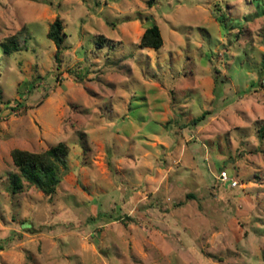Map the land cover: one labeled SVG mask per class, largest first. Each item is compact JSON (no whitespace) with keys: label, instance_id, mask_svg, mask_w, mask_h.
<instances>
[{"label":"rangeland","instance_id":"374dc122","mask_svg":"<svg viewBox=\"0 0 264 264\" xmlns=\"http://www.w3.org/2000/svg\"><path fill=\"white\" fill-rule=\"evenodd\" d=\"M152 25L163 46L142 49ZM60 143L56 194H12V151ZM0 249V264H264V0H0Z\"/></svg>","mask_w":264,"mask_h":264},{"label":"trees","instance_id":"16d2710c","mask_svg":"<svg viewBox=\"0 0 264 264\" xmlns=\"http://www.w3.org/2000/svg\"><path fill=\"white\" fill-rule=\"evenodd\" d=\"M63 34V24L57 19L51 26L48 38L56 45L58 52L64 44ZM162 46L161 31L158 26L152 25L141 38L140 47L142 49L159 50ZM219 95L217 97H220ZM210 114V112H205L202 116L196 118L193 124L202 123ZM68 153L69 147L65 143H60L41 153L19 149L12 151V161L19 174L10 175V192L12 194L20 193L24 189V183H27L29 187L36 188L46 196L52 197L55 195L60 184L58 172L67 168L65 157ZM23 229L30 230V225L24 224Z\"/></svg>","mask_w":264,"mask_h":264},{"label":"built area","instance_id":"2783aa9c","mask_svg":"<svg viewBox=\"0 0 264 264\" xmlns=\"http://www.w3.org/2000/svg\"><path fill=\"white\" fill-rule=\"evenodd\" d=\"M220 180L223 183H230L232 188H236L238 186V182L231 178L226 172L221 174Z\"/></svg>","mask_w":264,"mask_h":264}]
</instances>
